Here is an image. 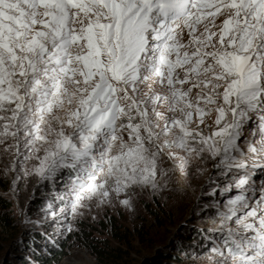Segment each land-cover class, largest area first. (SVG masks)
Returning a JSON list of instances; mask_svg holds the SVG:
<instances>
[{
  "label": "snow or ice",
  "instance_id": "1",
  "mask_svg": "<svg viewBox=\"0 0 264 264\" xmlns=\"http://www.w3.org/2000/svg\"><path fill=\"white\" fill-rule=\"evenodd\" d=\"M0 160L66 171L44 211L72 221L210 164L201 264H264V0H0Z\"/></svg>",
  "mask_w": 264,
  "mask_h": 264
},
{
  "label": "rangeland",
  "instance_id": "2",
  "mask_svg": "<svg viewBox=\"0 0 264 264\" xmlns=\"http://www.w3.org/2000/svg\"><path fill=\"white\" fill-rule=\"evenodd\" d=\"M6 162L0 160V178L9 182V188L6 192L0 190V196L12 203L10 213L19 232L10 241L0 239V264H17L15 257L19 253L14 257L15 246L25 244L29 235L36 232L43 234L40 250L44 254L48 253L46 250L51 246L66 244L67 256L63 264H100L84 247V232L89 233L92 238L107 240L112 247L127 252V247L112 238V224L121 232L137 234L135 230H138L144 233L143 242L134 238L132 249L126 253L122 264H144L146 261L157 260L161 254H176L180 258V264H201L212 240L219 239V233L209 231L214 227L212 216L216 210L207 205L217 198L223 203L224 197L219 195V189L218 197L207 195L214 187L209 183V177L215 178L216 171L210 164L203 175L195 173V165L187 177L179 170L169 171L167 177L158 175L159 187L155 191L150 186L133 189L135 211L121 206L114 196L111 205L100 209L93 205L91 213L72 221L69 215H58L55 220L50 217L45 219L47 214L44 211L49 202L57 210L62 206V202L56 199V194L67 191L66 171L58 175L55 187L52 181L24 177L22 171L18 185L10 187L16 173L4 175L2 169ZM28 166L31 167V163ZM173 167V161L165 155L160 162V168L167 170ZM21 208L37 223H21ZM67 223H73L78 231L68 233L65 229ZM188 238L196 240L187 246L185 241Z\"/></svg>",
  "mask_w": 264,
  "mask_h": 264
},
{
  "label": "trees",
  "instance_id": "3",
  "mask_svg": "<svg viewBox=\"0 0 264 264\" xmlns=\"http://www.w3.org/2000/svg\"><path fill=\"white\" fill-rule=\"evenodd\" d=\"M8 188L9 182L0 178V190L6 192ZM11 208L12 203L0 196V239L2 240L6 239L7 241H10V239H14L19 232L18 226L15 224L14 219L11 216ZM111 226L112 238L116 242L127 247L129 250L132 249L131 243L134 238H137L140 242L144 241V233L142 231L135 230L137 231V234H134V232L131 234L129 231L121 232L116 225L112 224ZM42 237L43 234L41 232H36L33 235H29L25 244H17V246H15L14 257L15 254L19 253L18 257H15V259H17V264H63V261L67 256L66 244L59 243V245L51 246L46 250L48 253L44 254L40 250V241ZM195 240L196 238H188L187 241H185V244L189 246L195 242ZM82 242L87 251L100 264H122L125 255L127 256L126 253L129 252V250L126 252L122 249L112 247L107 240L92 238L89 233L86 232L83 234ZM171 262L172 264H180V258L176 256V254H161L158 256L157 260L146 261L144 264H170Z\"/></svg>",
  "mask_w": 264,
  "mask_h": 264
}]
</instances>
